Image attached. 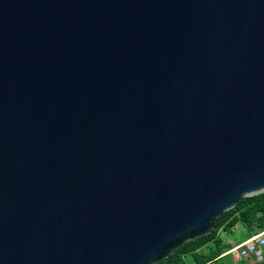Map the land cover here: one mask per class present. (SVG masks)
Masks as SVG:
<instances>
[{
	"label": "water",
	"instance_id": "water-1",
	"mask_svg": "<svg viewBox=\"0 0 264 264\" xmlns=\"http://www.w3.org/2000/svg\"><path fill=\"white\" fill-rule=\"evenodd\" d=\"M264 192V0H0V264H157Z\"/></svg>",
	"mask_w": 264,
	"mask_h": 264
},
{
	"label": "trees",
	"instance_id": "trees-1",
	"mask_svg": "<svg viewBox=\"0 0 264 264\" xmlns=\"http://www.w3.org/2000/svg\"><path fill=\"white\" fill-rule=\"evenodd\" d=\"M262 232L264 192L244 197L218 218L210 234L186 242L157 264H264V260L258 262L253 257L235 259L237 252H232L236 246Z\"/></svg>",
	"mask_w": 264,
	"mask_h": 264
},
{
	"label": "built area",
	"instance_id": "built-area-1",
	"mask_svg": "<svg viewBox=\"0 0 264 264\" xmlns=\"http://www.w3.org/2000/svg\"><path fill=\"white\" fill-rule=\"evenodd\" d=\"M237 252V258L253 257L258 262L264 260V232L257 234L250 239L242 242L233 250Z\"/></svg>",
	"mask_w": 264,
	"mask_h": 264
},
{
	"label": "rangeland",
	"instance_id": "rangeland-1",
	"mask_svg": "<svg viewBox=\"0 0 264 264\" xmlns=\"http://www.w3.org/2000/svg\"><path fill=\"white\" fill-rule=\"evenodd\" d=\"M239 239H241V235H240V234H239ZM234 241H235V240H234ZM236 255H237V254L234 255V258H235V259H238Z\"/></svg>",
	"mask_w": 264,
	"mask_h": 264
}]
</instances>
